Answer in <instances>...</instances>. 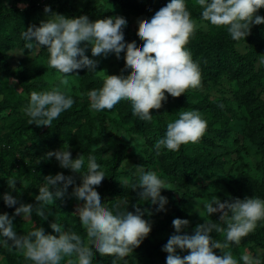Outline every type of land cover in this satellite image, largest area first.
Returning a JSON list of instances; mask_svg holds the SVG:
<instances>
[{"label":"rangeland","instance_id":"1","mask_svg":"<svg viewBox=\"0 0 264 264\" xmlns=\"http://www.w3.org/2000/svg\"><path fill=\"white\" fill-rule=\"evenodd\" d=\"M155 1L158 2L157 5H153L149 0H0V13L9 11L13 13L9 22L0 19V173L3 179L10 176V180L15 181V188L11 190L20 194L19 199H16L20 200L17 207L21 204L39 206L41 203L35 197L39 195V189L45 186L46 182L30 178L27 168L39 169L44 168L48 163L57 164L58 166L53 167V170L45 177L62 173L65 176H72L74 180L70 194L58 210L52 212L48 206L43 208L46 219L38 216L35 209L30 218H23L22 215L14 216L17 207L16 205L9 207L4 203L3 195L9 191L1 190L0 214L7 213L12 218L17 235H27L34 227H41L45 234L58 238L60 233L50 227L52 223L57 222L63 226V231L75 232L81 236L86 245L88 244L86 230L78 215L74 214L77 207L84 201L78 200L72 194L74 188L81 185L82 176L79 173H73L70 169L60 167L55 157H46L48 152L61 148L63 150L68 148L72 159L83 155L82 174L87 172L89 155L96 157V162L100 165V170L104 172L105 179L99 186H95V190L100 194L101 202L106 208L114 214L117 211L126 210L135 214L136 207H139L143 212L142 218L151 224L150 234L130 256L126 257L128 264H166L168 253L162 249L170 236L176 234L172 224L176 218L190 222L180 234H194L195 227L204 223L205 220L226 227L223 222L218 221L221 213L209 214L206 210V204L212 202L213 197H218L221 202H231L235 198L258 197L256 190L264 186V154L261 153V148L259 149L260 146L255 140L257 134L264 133V130L253 132L251 127H264V113H259L264 107V44L261 42L257 41L259 44L251 42L247 36L245 39L233 40L226 26H215L202 18H192L197 27L194 34L190 36L189 42L190 40L220 42L222 37L224 39L222 43H226L230 50L240 55L255 53L254 72L261 77L258 88L252 93L251 106L247 107L246 103L238 101L241 93L240 82L230 72L228 62L217 63L207 59L205 63L213 74H201V87L189 89L177 98L165 93L168 98L166 102H163V106L159 110H150L152 117L156 114H159L160 118L163 116L162 121L166 129L168 123L179 118L180 111L196 110L207 122L203 140L181 145L179 150L181 155L204 162V170L197 171L194 183L188 184L187 188L181 187L176 182L175 175L166 173L161 160V151L160 155H156L154 118L151 119V124L154 126L137 130L131 124L125 123L117 110L129 101L121 100L110 110L111 112L95 111L90 108V99L83 98L79 92L83 81L89 82L92 77L96 80L91 85V90H99L103 86L105 73L129 75L131 69H125L124 52H121L119 59L115 53H109L107 56H92L89 45L85 55L97 62L95 71H89L87 68L85 77L75 72L70 73L69 75L73 76L69 78V84L64 86L60 85L58 79L60 74L57 70L48 66L49 53L46 46H41L40 49L25 47L27 41L22 35L24 31H27L31 25L40 26L41 21H46L51 13L68 18L86 15L93 22L97 19L122 16L127 21L123 30L125 42L135 41L139 47L142 41L137 36V21L152 17L156 11L170 3V0ZM22 4L26 6L22 8L20 6ZM189 4L195 5L196 0H192ZM45 7H49L51 13H45ZM255 15L264 17V8L259 9ZM3 40H5L4 43ZM32 42L35 43V40ZM80 47H85V42H81ZM201 49L206 55L205 49ZM189 52L191 58L199 54L196 49ZM57 86L74 99V107L79 108L82 104L84 110L73 112L70 108L60 115L58 122L53 120L50 127L29 125L31 118L24 112V108L29 103L31 92L51 91ZM256 107L260 108L259 112L257 110L259 108ZM253 114H257L255 118L258 120L254 119ZM66 117L76 118L80 123V130H72L70 127L62 130V132L72 131L76 139L46 141L44 138L53 136L47 131L58 132L55 129L59 130L61 126L57 124ZM207 140L215 145L208 149L205 143ZM81 141L86 146V151H89L87 155H84L86 152L84 149L78 148V143ZM94 148L95 151H93ZM210 150L212 154L209 153ZM120 151L125 153V158L110 176V170L114 167L113 159ZM212 157H216L214 161H207ZM10 164L16 165L14 171L9 170ZM197 165L199 163L193 167L194 171ZM137 166H142L145 171L155 172L172 189H161V195L167 199L163 210H159V204L153 205L150 200L141 201L138 193L142 189H132L138 183ZM246 177L251 180L248 184L244 183ZM0 180H2L1 177ZM122 180L128 181L126 188L119 182ZM50 191L53 189L50 188ZM129 191L132 192L127 194ZM10 194L15 197L13 193L10 192ZM125 201L128 203H124ZM213 206L216 207V205ZM210 235L220 242L225 239L223 234L212 232ZM0 239L5 238L0 236ZM149 244L153 245L152 249L148 248ZM90 247L95 252L94 246ZM176 251L181 257L189 254L188 250L177 249ZM214 251L216 255H223L219 249ZM225 251H231L239 264H244L240 257L246 253L251 254L252 257H258L261 264H264V220L259 221L255 231L243 238L239 245L232 244ZM68 259L69 257H65L61 264H67ZM112 260V256L96 253L92 264H112ZM0 264H32V262L25 260L17 250H10L9 247L0 244ZM118 264H124V262L119 261Z\"/></svg>","mask_w":264,"mask_h":264},{"label":"clouds","instance_id":"2","mask_svg":"<svg viewBox=\"0 0 264 264\" xmlns=\"http://www.w3.org/2000/svg\"><path fill=\"white\" fill-rule=\"evenodd\" d=\"M196 4L202 9L203 20L215 26H226L233 40L245 39L253 24H264V17L255 15L264 8V0H196ZM20 6L23 8L26 5ZM44 11L51 13L49 7H45ZM137 23V36L142 41L139 47L135 41L125 42L123 30L127 21L122 16L93 22L86 15L68 18L51 13L46 21H41L40 26L31 25L22 35L27 41V49L46 46L48 66L57 70L60 85L64 86L69 84V78L73 76L69 74L74 70L88 68L95 71L97 62L85 55L89 45L92 56L115 53L119 59L121 52H124L125 69H131L130 74L107 75L100 71L105 73L103 86L88 92L90 108L95 111L112 110L121 100H127L131 103L134 116L142 121H151L150 110H159L163 106L168 98L165 93L177 98L189 89L202 86L199 66L186 49L197 25L187 10L185 0H170L152 17L140 19ZM81 42H85V47H80ZM73 104L74 99L57 86L51 91H32L24 112L31 118L29 125L50 127L53 120ZM206 129L207 122L198 111H180L179 118L167 124L165 136L155 143L156 155H160L162 148L178 151L181 145L198 142ZM46 157H55L60 167L82 176L81 185L75 187L72 194L84 201L74 214L78 215L86 230L88 244L75 232L63 231V226L57 222L50 227L60 233L58 238L45 234L41 227H34L27 235H17L12 218L7 213L0 214V236L5 238L0 239V244L17 250L32 264H61L65 257H69L67 264H92L96 253L112 256V264L119 261L128 264L126 257L140 246L152 230L151 224L142 218L141 209L136 207L135 214L127 210L114 214L104 206L95 186H99L105 176L94 155H89L87 172L83 174V155L72 159L68 148L50 151ZM137 172L138 183L132 189H142L138 193L140 200H150L153 205L159 204V210H163L167 199L161 195V189H172L153 171H145L142 166H137ZM44 181L45 186L39 189V195L35 197L41 202L39 206L21 204L15 209L14 216L30 218L35 209L38 216L46 219L43 208L62 198L68 186L74 183L72 176L62 173L49 175ZM119 182L125 188L128 185L127 180ZM8 185L14 189L15 181L9 180ZM50 188L54 191H50ZM3 201L9 207L17 204L16 198L9 193L3 195ZM206 210L209 214L221 213L218 221L226 227L205 220L195 227L194 234H180L190 222L174 219L172 224L176 234L170 236L162 249L168 253L166 264H239L231 251L225 249L232 244L239 245L243 238L255 231L257 223L264 220V200L253 196L235 198L231 202H221L218 197H213L212 202L206 204ZM212 232L223 234L224 241L213 239L210 235ZM90 246H94L95 252ZM177 249L188 250L189 254L181 257ZM215 249H219L223 255H216ZM240 260L244 264H261L258 257L247 253L242 254Z\"/></svg>","mask_w":264,"mask_h":264},{"label":"trees","instance_id":"3","mask_svg":"<svg viewBox=\"0 0 264 264\" xmlns=\"http://www.w3.org/2000/svg\"><path fill=\"white\" fill-rule=\"evenodd\" d=\"M149 1H150V3H153V5L158 4V2L155 0H149ZM191 1L192 0H185L186 6ZM188 6H189V8H187V10L190 12L192 18H200V19L202 18V16H201L202 9L197 4H195V5L189 4ZM13 10L15 11L17 9H13ZM13 10H12V12H13ZM11 16H13V13H11V11H9L7 13H3V12L0 13V19L6 20L7 22H9L11 20V18H12ZM247 37L251 42L258 43L257 41H259L262 44H264V24H259V25L253 24L251 26V29H250V34ZM223 40L224 39L222 37H220V42H218V40H216V41L209 40L208 43L202 42V41L190 40L188 47L186 49L188 51L192 50V49H196L199 51V54L197 56L193 57L192 60H193V62H195L199 66V69H200V72L202 75L203 74L208 75L210 73L213 74V72H211V70L207 67V65L205 63L207 59L208 60H214L217 63H222L224 61H227L229 64V67H230V72L240 82L241 93L238 97V99H239L238 101H240V103H244V104L246 103V106L250 107L251 101H252V97H251L252 93L255 92L256 89L258 88V85L260 83V77H261L260 74L258 75L254 72L255 53L251 52L249 55H240V54L236 53L234 50H230L229 47L226 46V43H222ZM4 42H5V40H3V43ZM200 47L205 49V52L207 53L206 55L204 54V50H202ZM227 57L229 59L226 60ZM86 70H87V68H82V69L74 70V72L81 75V76L83 75L85 77L86 73H87ZM95 80H96V78L92 77L89 79V82H87L85 80L83 81V84L79 87V92L83 98L89 99L88 98V92L91 91V89H92L91 85L94 84ZM95 85L99 86L98 84H95ZM71 108H72L73 112L84 110V108L82 107V104L79 106V108L77 106L76 107L73 106ZM256 108H259V107H256ZM117 110L120 112L119 116L121 118H123V121L125 123L131 124L133 126V128H135L137 130H142V129H145L146 127L150 128V127L154 126L151 124V121H142L137 116H134L132 114V106H131L130 102L128 104L121 105V107H119V109L117 108ZM257 110L259 112L260 108ZM108 111H110V110H108ZM259 113H264V107L261 108ZM256 115H254L253 117H254V119L258 120L257 118H255ZM152 119L156 123V127L154 126L155 132H153V134H154V136H156V139L158 141L159 139L163 138L160 136L165 135L167 129L165 128V125L162 121L163 116L160 118V115L156 114L154 117H152ZM58 120L59 119H55L56 122H58ZM161 123H163V124H161ZM57 125H60L61 129H59V130L55 129V131H58V132L47 131L48 133H52L53 136H50L51 138H44L46 141L58 140V139H61V140H64V139H74L75 140L76 139V137L74 136L72 131L71 132H62L63 129L69 128V127L72 130L73 129L80 130V123L78 122V120L76 118H72V117L67 118L66 117L65 120L60 121L59 124H57ZM251 130L253 132H257L258 130H264V127L263 126L262 127L261 126H257V127L252 126ZM256 137L257 138H256L255 142L257 141L256 144L258 146H260L259 149L261 148L260 149L261 153L264 154V133H259V134H257ZM200 140L202 141L203 137ZM205 143L207 144L206 147L208 149H209V147H212L215 145V143H213L212 141H209V140H207ZM224 146H225V144H224ZM78 148H82V149H84V151H86V146H84L83 141L78 143ZM179 150H180V148H179ZM179 150L178 151H169L166 148H162L161 160L164 163L166 173L168 175H171V176L175 175L177 178L176 182H178L181 187L187 188L188 184H190L192 182L194 183V178L198 174L197 171L198 170H200V171L204 170V165H203L204 162H201L202 160L197 161V159L193 160L188 156L181 155ZM88 152L89 151L84 152V155H87ZM209 153L212 154V151L210 150ZM124 155H125V153H123V151H120L117 153V155L113 159L114 167H113V169L110 170L111 171V174H109L110 176L113 175V173L116 170V167L119 166L120 163H122V161L125 158ZM214 158H216V157H212L210 159H207V161H210V160L214 161L215 160ZM198 163H199V165H197L195 167V171H194L193 167ZM57 166H58L57 164L53 165L52 163H48L45 165L44 168L40 167L39 169H37L36 167H33V168H27L26 170L29 173V177L32 178L33 180L44 181L45 175L47 173H49L51 170H53V167L55 168ZM10 167L11 168H9V170L14 171V168H16V165L12 166L10 164ZM0 171H1V167H0ZM0 177L2 178V180H0V191L1 190H7V191H9V194L11 192L16 197V199H19V195H20L19 192L17 194L16 192H14V190L12 191L8 185V181L10 180V176L3 179V175L0 173ZM250 181L251 180L247 178L244 180V183L248 184ZM32 184H33V182H32ZM71 188H72V185L71 186L69 185L65 195L62 198L56 199L55 202H57V203L54 206L48 205V209L51 210L52 212L58 210L59 207L61 206L62 202L68 197V194H70ZM131 192L132 191H129V193H127V194H130ZM133 192L137 193V191H133ZM256 194L259 198L262 197V199L264 200V186L262 187V189L256 190ZM19 203H20V200L17 202L16 207L18 206ZM148 248L152 249L153 245L149 244Z\"/></svg>","mask_w":264,"mask_h":264}]
</instances>
